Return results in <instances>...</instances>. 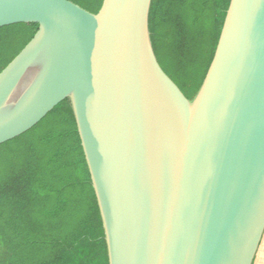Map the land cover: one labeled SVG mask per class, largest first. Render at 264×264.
<instances>
[{
  "label": "water",
  "instance_id": "95a60500",
  "mask_svg": "<svg viewBox=\"0 0 264 264\" xmlns=\"http://www.w3.org/2000/svg\"><path fill=\"white\" fill-rule=\"evenodd\" d=\"M153 0H0L37 24L0 73V145L69 99L109 264H254L264 236V0H231L193 101L164 72Z\"/></svg>",
  "mask_w": 264,
  "mask_h": 264
},
{
  "label": "trees",
  "instance_id": "16d2710c",
  "mask_svg": "<svg viewBox=\"0 0 264 264\" xmlns=\"http://www.w3.org/2000/svg\"><path fill=\"white\" fill-rule=\"evenodd\" d=\"M97 14L104 0H69ZM231 0H153L149 28L164 72L193 101ZM39 25L0 28V73ZM0 264H109L91 174L69 99L0 145Z\"/></svg>",
  "mask_w": 264,
  "mask_h": 264
},
{
  "label": "rangeland",
  "instance_id": "374dc122",
  "mask_svg": "<svg viewBox=\"0 0 264 264\" xmlns=\"http://www.w3.org/2000/svg\"><path fill=\"white\" fill-rule=\"evenodd\" d=\"M261 247L259 248V251H258V253H257V255H256V258H255V262H254V264H259V261H260V256H261V253H262V248H264V236H263V239H262V242H261Z\"/></svg>",
  "mask_w": 264,
  "mask_h": 264
},
{
  "label": "crops",
  "instance_id": "0c3cea01",
  "mask_svg": "<svg viewBox=\"0 0 264 264\" xmlns=\"http://www.w3.org/2000/svg\"><path fill=\"white\" fill-rule=\"evenodd\" d=\"M262 245H260L261 247ZM262 250V253H261V256H260V261H259V264H264V248L261 249Z\"/></svg>",
  "mask_w": 264,
  "mask_h": 264
}]
</instances>
